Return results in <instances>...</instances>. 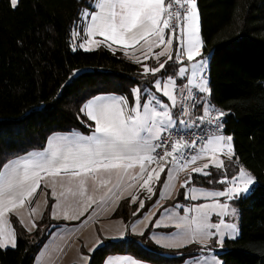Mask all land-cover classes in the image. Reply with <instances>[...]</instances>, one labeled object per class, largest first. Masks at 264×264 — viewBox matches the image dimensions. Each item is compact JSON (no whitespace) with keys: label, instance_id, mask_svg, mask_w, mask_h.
I'll use <instances>...</instances> for the list:
<instances>
[{"label":"snow or ice","instance_id":"6c2138e0","mask_svg":"<svg viewBox=\"0 0 264 264\" xmlns=\"http://www.w3.org/2000/svg\"><path fill=\"white\" fill-rule=\"evenodd\" d=\"M17 4L18 0H10L13 9ZM173 40L176 42L175 57L171 53ZM114 45L118 47L114 49ZM101 46L112 50L113 54L120 51L142 64L145 76L149 73L155 76L168 61L174 60L184 65L186 59L189 64L179 67L177 72L182 81L186 80L183 84L186 91L179 93L181 101L191 100L194 107L200 96L210 95L206 61L196 59L202 56L204 46L197 0H167V3L166 0H89L87 8L79 14V23L70 33L69 47L74 52H90ZM155 48L161 50L154 53ZM136 52L143 60L135 55ZM160 57H165L163 62H160ZM150 58H154L158 66L149 67L144 63ZM141 94V88L136 87L130 93L131 99L105 95L92 98L80 109L84 117L81 123L90 130L89 134L54 135L48 139L46 150L17 157L0 167V249L17 246L16 230L11 225L9 214L16 215L20 226L27 231L36 227L34 219L30 220L31 227L24 223L21 210H25L27 205L29 216L36 214L39 205L32 207V199L41 188V183L48 178H52L51 185L45 183L44 186H51L54 200L60 201L66 196L64 191L57 195L56 184L67 180L75 188L69 187L67 194L82 197L85 210L97 202L104 204L113 197L118 198L122 187H135L137 191L129 192V196L130 203L140 201L137 212L133 213L137 215L145 206L139 192H144L145 198L151 199L157 195V186L162 192L167 190L179 172L189 169L190 173L181 184L183 198L192 202L198 199L212 200L213 203L188 208L187 211L193 214L191 217L174 216L168 212L164 217L168 223L156 217L152 227L160 229L174 225L177 229L171 242L162 246L180 248L197 243L204 250L213 237L221 248L226 236L229 239L237 238V225L226 224L224 220L225 216H235L236 210H230V203H222L220 198L231 202L241 195L246 196L249 187L256 181L255 176L240 167L232 178L225 174L215 179V183L225 185L223 190L198 192L194 185L190 187L193 175L213 176L211 171H207L210 167L226 171L225 161L221 157L232 161L235 156L232 136L222 134L225 113L202 104V115L193 117L190 108L178 101L176 80L171 76L163 80L157 78L150 88L144 89L143 105ZM178 103L180 115L188 119L173 118L172 109ZM190 124L191 128L201 130L199 133L191 132L192 139L187 140L185 136L189 133L184 129H188ZM202 125L204 127L201 128ZM201 160L205 161L201 166L193 167ZM113 178L116 181L114 184ZM89 180L93 184L92 195H88ZM96 192H101L99 201L95 199ZM160 199L162 197L158 196L153 204L154 209L161 206ZM58 208L60 203L54 205L53 219L57 218L55 209ZM155 215L154 211L150 213V216ZM212 215H216L219 221L211 222ZM64 218H70L66 212ZM144 219L148 220L149 217ZM135 230L133 227L132 231ZM139 234L143 235V232ZM120 235L123 237L124 233ZM155 240L161 244V238L156 237ZM82 259L88 261L89 257L83 256ZM108 264H137V261L127 258L109 261ZM193 264L222 262L216 256L209 261L207 256L197 255L193 258Z\"/></svg>","mask_w":264,"mask_h":264},{"label":"trees","instance_id":"16d2710c","mask_svg":"<svg viewBox=\"0 0 264 264\" xmlns=\"http://www.w3.org/2000/svg\"><path fill=\"white\" fill-rule=\"evenodd\" d=\"M88 3L19 0L13 9L10 0H0V167L44 150L55 133L89 134L81 123L80 109L92 98L115 94L131 99L134 88L151 87L166 73L176 75L179 64L174 60L166 73L145 77L140 65L120 51L113 54L103 46L90 52L72 51L70 33ZM197 6L204 44L201 58L210 59L209 100L225 113L223 134L232 136L235 158L225 161L226 171L195 175L193 185L218 188L222 184L215 183L216 178L225 174L232 178L240 167L255 176L251 193L232 202L239 211L240 236L227 240L225 251L217 255L223 264H264V0H197ZM77 71L81 73L74 77ZM156 196L137 215H133L137 205L122 201L113 218L130 227L149 210ZM52 204L49 197L33 234L12 219L17 246L0 249V264H34L55 228L71 225L52 220ZM151 230L140 236L128 233L122 241L104 239L90 254V264H104L113 255H129L147 264H185L197 255H208L213 246L211 241L204 250L195 244L161 248L150 240Z\"/></svg>","mask_w":264,"mask_h":264},{"label":"crops","instance_id":"0c3cea01","mask_svg":"<svg viewBox=\"0 0 264 264\" xmlns=\"http://www.w3.org/2000/svg\"><path fill=\"white\" fill-rule=\"evenodd\" d=\"M76 26H77V24H76ZM76 26H75V28H76ZM82 27H83V25H81V28ZM81 36H83V32H81ZM96 38L101 39L100 37H96ZM166 39H167V30H166ZM79 42H80L79 40L76 41L77 44H79ZM117 47L118 46H116V45L113 46L114 49ZM137 47H139V46H137ZM162 47L163 46H161V48ZM161 48H155L153 50L154 53L159 52L161 50ZM172 50H173V45H172L171 53H172ZM129 51L131 53V49ZM135 55L140 56V53L136 52ZM140 58H141V60H143L142 56H140ZM161 58L165 59V57H160V59ZM151 59L155 60L154 58H150L149 60H151ZM196 59L199 60L202 58H196ZM131 60L134 61V59H131ZM184 63H185V61H184ZM187 63L189 64L188 61H187ZM177 72H178V70H177ZM177 72L175 75L176 77H177ZM184 81H186V80H184ZM181 83H183V81L181 80V78H178L177 79V86ZM103 95L111 96V97H120V96L115 95V94H103ZM143 103H144V96H141V104L143 105ZM178 104H177V107H178ZM177 107L175 109H172L173 118H174V115L176 116ZM74 133L84 134V133H81L79 131L67 132V133H55V134L51 135L49 138L53 137L54 135L55 136H62V135H70V134H74ZM84 135H87V134H84ZM232 142H233V139H232ZM46 148H47V144H46ZM46 148L44 150H46ZM41 151H43V150H41ZM33 152H40V151H33ZM30 153H32V152H30ZM208 171H210V170H208ZM189 173H190V169L185 174L179 172L176 175L175 179L169 184V188L163 192L161 191L160 187L158 188V191H157L156 190L158 187L157 186L155 189L157 192V196H156V199L154 200L153 204L156 203L157 197L160 196V197H162V199H160V201H159V204L161 206H158L156 209H154L153 204H152L150 206L149 210L140 219L133 222L130 225V227H127V224L124 220L119 219V218H113V215L116 212V210L118 209L119 205L122 203V201L130 200L129 192L135 193L137 191V189L135 187H133V188L122 187L120 189L118 198L113 197L111 200H109L107 203H104V204L97 202L95 204H92L91 207H89L85 210L82 197H80V196L74 197L70 194H67V189L69 187H73V189L75 190L74 185L70 184L67 180H64L63 182H57V184H56L57 195H59V193L61 191H64L66 193V196L62 197L60 201L54 200L51 197V191H52L51 186H49V187L44 186L45 183H48L49 185H51V179L52 178H48L47 181L41 183V188L38 189L35 197L32 199V205H31L32 207H36L37 204L39 205V207L37 208L36 214L30 217L28 210H27V205H26L25 210H21L23 213L22 218H23L25 224H28L29 227H31V224H30L31 219H34L35 223H36V227L33 228L31 231H27V230H25V231H27L28 233H33L35 231V229L37 228V224L41 221L44 213L46 212V209L48 207L49 197L53 200V210H54V205L56 203H60V208L55 209V211L57 212V218H55V219L52 218V219L54 221L56 220L58 222H63V221L69 222V224H71V225H67V226L62 225V226L57 227L53 231V233L51 234L47 243L44 245V247L42 248L40 253L37 255L34 264H84L86 261H84L82 259V257L87 256V255L83 254L82 251L86 250L88 253H90V251H93V249L95 250L99 245H101V239H100V237H98L97 229H99V231H100L101 235H103V237H106L109 240L122 241L127 237L128 233L130 235H133V236H139L140 235L139 233H141V232L144 233L145 229L147 230L150 227L152 229V233L150 235V238L152 239V241L154 243H156L155 238L156 237L161 238V244H157V243L156 244L159 245V247H161V248H165L162 246L163 243L171 242L172 236H174L176 234V233L175 234L174 233H166V231H167V229L168 230L174 229V225L169 226L167 228L156 229V228L152 227V222L155 220L156 217H160L164 223H168V221L164 219V217L167 216L168 212H171L174 216H176V215L182 216L183 215V213H184L183 208L180 209V213H179L177 207L181 203L182 204L186 203V200L183 197H182L180 203L177 202L176 200H177L179 194L183 193V191H184V189L181 188V184L186 179L184 177H186ZM197 175L198 174H196V176ZM193 176H195V175H193ZM163 180H164V174H162V176H161V182H163ZM112 182H113V184L116 182L115 178H113ZM61 183H63V187L61 186ZM87 187H88V195H92L93 194L92 181L89 180ZM101 191H103V190H101ZM42 193H44V194H42ZM100 194H101V192L95 193V199H97V201H99ZM139 195H141L140 198L143 199V197L145 196V193L141 191V192H139ZM47 196H48V199H47ZM139 202L140 201L138 200L136 203H139ZM189 204H190V202H189ZM189 204H187V205H189ZM134 205H137V209H138L139 204H134ZM53 210H52V212H53ZM165 210H167V211H165ZM153 211L155 212L156 215L150 216V213ZM65 212L70 217L69 219L64 218ZM81 212H83L82 215H81ZM146 216L149 217L148 220L144 219ZM76 217H78V218H76ZM9 219H10L11 225L13 227L12 219L17 220L16 215L9 214ZM18 223H19V221H18ZM133 227H135V229H136L135 231H132ZM22 228L25 229L24 227H22ZM88 229H91V230H88ZM88 231H89V233L95 235L96 237L92 236L89 240H87L85 238V234ZM122 232L124 233L123 237H121V235H120ZM98 239L100 241L99 244H97ZM71 245L74 246L75 250H76V248H78L80 251V258L75 263H73V261H70L69 253L67 251L69 246H71ZM9 248H11V247H9ZM9 248H7V249H9ZM165 249H178V248H165ZM43 253H44V257L41 256ZM127 258L134 259L133 257H131L129 255H113V256H109L106 259L104 264H108L109 261L116 262V261H119L121 259H127ZM134 260H136V259H134ZM191 263H193V259L187 261L185 264H191ZM137 264H147V263L137 261Z\"/></svg>","mask_w":264,"mask_h":264},{"label":"rangeland","instance_id":"374dc122","mask_svg":"<svg viewBox=\"0 0 264 264\" xmlns=\"http://www.w3.org/2000/svg\"><path fill=\"white\" fill-rule=\"evenodd\" d=\"M19 1V0H18ZM128 58V57H127ZM197 58H201V57H197ZM129 59V58H128ZM203 60H205L206 61V76H207V81H208V84H209V75H208V72H209V64H210V59L207 57V58H202ZM129 60H131V59H129ZM164 61V59H160V62H163ZM185 61V63H184V65H188V63H187V60L185 59L184 60ZM144 63H146L149 67H156V66H158L157 65V61L156 60H153V59H151V60H146V61H144ZM171 62L170 61H168V64H170ZM193 63H194V61H193ZM139 64V63H138ZM168 64H166L165 65V68L162 70L164 73H166L167 72V65ZM140 65V67L142 68V73H143V66H142V64H139ZM184 65H180L179 64V67H181V66H184ZM162 71L161 72H159L160 74L159 75H161V73H162ZM81 72L80 71H77V72H75L74 73V77H76L78 74H80ZM158 74V73H157ZM151 74L149 73L147 76H145V77H148V76H150ZM169 76H171V77H173L175 80H176V84H177V79L178 78H180L178 75H177V77L176 76H172V75H167V73L164 75V76H159V78H161L162 80L163 79H165V78H167V77H169ZM73 77V78H74ZM146 87H148V88H150V86H145L143 89H141V96H144V89L146 88ZM208 88H209V86H208ZM157 95H159V94H157ZM209 98H210V95H202L201 96V103L203 104V105H208V104H211L210 103V100H209ZM167 102V101H166ZM177 118V115L175 116L174 115V119H176ZM233 143V142H232ZM222 159H224V161H226L227 160V158L226 157H221ZM235 158V156L233 157V159ZM232 159V160H233ZM205 161L204 160H201V161H198L197 162V164L196 165H193V167H196V166H201L203 163H204ZM208 170H210L211 172H212V170H214V168H211L210 167V169H208ZM207 170V171H208ZM215 170H217V169H215ZM199 176H201V175H199ZM187 177V176H186ZM186 177H184V178H186ZM204 177H207V176H204ZM193 178H194V176H193ZM192 183H193V181H192ZM219 184V183H218ZM255 184H256V181H255V183L253 184V185H251L250 187H249V192L246 194V196L247 195H249L250 193H251V191H252V189H253V187L255 186ZM220 185V184H219ZM193 186V184L192 185H190V187H192ZM195 186V185H194ZM196 188H197V190H198V192L200 191V190H209V191H212V190H216V191H218V190H223L224 189V187H225V185H220V187H215V188H201V187H198V186H195ZM183 189V188H182ZM141 196V195H140ZM143 196V195H142ZM183 197V196H182ZM241 197H245V195H241ZM240 197V198H241ZM47 199H48V196H47ZM143 199H144V202L146 203V202H148V201H150L151 199H146L145 198V196L143 197ZM235 200V199H234ZM234 200H232L231 202H228L227 200H225L224 198H220V202H222V203H230V210L232 209V208H234L235 210H236V215L235 216H225L224 217V220H225V223L227 224V223H235L236 225H237V227H238V229H239V232H238V235H237V238L240 236V216H239V211L236 209V207L233 205V201ZM138 201V200H137ZM136 201V202H137ZM181 202V201H180ZM179 202V203H180ZM189 202H190V204H189ZM189 204V205H187V204ZM186 203H184V204H179L178 205V207H177V209H178V211H179V213H180V209L181 208H183V211H184V213H183V215L182 216H192L193 214H191V213H189L188 211H187V209L188 208H190V207H193L194 205H196V204H203V203H213V201L212 200H203V199H198L197 201H195V202H192V201H189V200H186ZM135 204H139V203H135ZM48 205H49V202H48ZM53 205V204H52ZM131 205H134V204H132L131 203ZM47 210V209H46ZM52 210H53V206L51 207V217H52ZM140 211V210H139ZM45 214V213H44ZM44 216V215H43ZM42 220V219H41ZM53 220V219H52ZM54 221V220H53ZM56 221V220H55ZM219 221V218L216 216V215H212L211 216V222H213V223H216V222H218ZM58 222V221H57ZM64 223H69V222H65V221H63ZM62 226V225H61ZM64 226H67V225H64ZM59 227V226H58ZM57 228V227H56ZM55 228V229H56ZM37 230V228L35 229V231ZM88 230H91V229H88ZM93 230V229H92ZM149 230V228L146 230L145 229V232H147ZM34 231V232H35ZM224 231L225 232H227L228 231V229H224ZM33 232V233H34ZM97 232H98V237H100V239H101V245H99L96 249H98L100 246H102V244H103V241H104V239H107L106 237H103V235H101V233H100V231H99V229H97ZM144 232V233H145ZM177 232V229L174 227V229H167V231H166V233H176ZM33 233H31V234H33ZM53 233V232H52ZM143 233V234H144ZM151 233H152V230H151V232H150V234H149V238H150V235H151ZM92 236H95V235H93V234H91V233H89V231L88 232H86V234H85V238L87 239V240H89ZM140 236V235H139ZM96 237V236H95ZM236 238V239H237ZM126 239V238H125ZM236 239H229V238H227V236H226V238H225V242H224V245H223V247L221 248V247H219L218 245H217V242H216V238L215 237H213L209 242H208V245H207V247L209 246V244L211 243V241H213V246H212V248H211V251L209 252V254L208 255H205V256H207L208 257V259H209V261H211V259H212V257L213 256H216L221 262H222V264H223V261L218 257V253H223L224 251H225V249H226V241L227 240H236ZM150 240L152 241V239L150 238ZM153 242V241H152ZM154 243V242H153ZM154 244H156V243H154ZM193 244H195V245H199V244H197V243H193ZM193 244H191V245H193ZM157 245V244H156ZM157 246H159V245H157ZM200 246V245H199ZM182 248H185V247H180V248H178V249H182ZM95 249V250H96ZM95 250H93V251H95ZM68 253H69V258H70V261H73V263H75V262H77L78 260H79V258H80V251H79V249L78 248H76V250H75V248H74V246L73 245H71V246H69V248H68ZM93 251H90V253H88L86 250H84V251H82V253L83 254H85V255H87L88 257H89V259H88V261H86L84 264H90V254L93 252ZM42 257H44V253L41 255ZM191 264H193V263H191Z\"/></svg>","mask_w":264,"mask_h":264},{"label":"built area","instance_id":"2783aa9c","mask_svg":"<svg viewBox=\"0 0 264 264\" xmlns=\"http://www.w3.org/2000/svg\"><path fill=\"white\" fill-rule=\"evenodd\" d=\"M166 3H167V0H166ZM186 83V81H183V83L179 84L177 86V95H178V101H181V98L179 96V93L181 91H186L184 88H183V84ZM183 104L187 105L189 108H190V111L192 112L193 114V117L195 116H199V115H202V103H201V96L197 99L196 101V104L195 106L193 107L192 106V101L191 100H183L181 101ZM208 105H211V104H208ZM212 106V105H211ZM214 107V106H213ZM215 110H218L220 111L219 109L215 108ZM180 112H181V107H180V103L178 104V107H177V110H176V115H177V118L176 119H188V117H183L180 115ZM213 115H215V112H213ZM222 124H223V127H222V134H223V130H224V125H225V115L223 116L222 118ZM180 127H183V126H180ZM204 127V125L201 126V128ZM201 129L197 128V129H193L191 128V124L189 125V128L188 129H184V131L188 132L189 135L185 136V139L187 140H191L192 139V136H191V132H197L199 133ZM175 131V130H174ZM181 173L185 174L186 172L184 171H181Z\"/></svg>","mask_w":264,"mask_h":264}]
</instances>
